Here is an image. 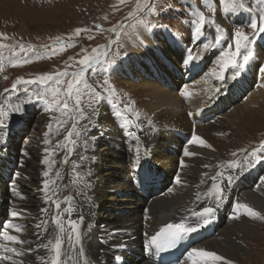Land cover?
<instances>
[{
  "label": "bare ground",
  "instance_id": "bare-ground-1",
  "mask_svg": "<svg viewBox=\"0 0 264 264\" xmlns=\"http://www.w3.org/2000/svg\"><path fill=\"white\" fill-rule=\"evenodd\" d=\"M239 17L247 20L249 15L243 13ZM139 34L143 38L138 40L134 38V41L138 46L137 51L141 54L144 62L140 64V71L130 77L129 87L131 90L143 89L148 91L147 95L150 97L151 102L154 103L149 110L151 113L156 111L155 115L153 114L154 118L151 124L158 128L159 131L156 133L148 132L149 134H154L151 136L153 138L152 141L155 140V137L158 140L157 145L154 146L152 151L153 161L158 164L159 168L161 167L166 170L175 166V156L169 154L168 148H166L168 144L170 146L171 144L178 145L179 143L178 137L170 131L172 128L193 131L195 136L201 137L212 147L200 146L199 144L185 146L189 152L196 154L181 157V161L184 162V166L181 167L180 164L178 171V175L182 177L181 183L171 187V191H168L166 194L152 199L148 204V208L144 211L146 218L143 219L141 212H143L142 203L144 200L140 198L130 181L131 162L129 163L126 160L125 155L119 149L110 145L114 143L121 146V143L116 142L121 137L113 125V119L111 118L107 104L105 101H102V104L97 109L98 118L91 126L93 132L88 134V143L78 150L75 157L73 156L75 162L79 163L78 170H81V178L79 180L85 182L82 189L83 195H78L72 201L73 206L76 208L73 218H76L78 213H82L85 216L82 229L85 233L84 246L86 255L97 264H101L100 259L108 260L110 258L107 252L112 249V244L121 242L116 239L114 234L116 230L128 229L132 231L136 230V232L143 230L149 235L160 224L172 221L171 218H176V215L182 211H197L199 208H196L198 201L196 193H201L208 188L211 184L210 177L215 175L217 171H223L225 176L230 172L235 175L239 174L237 171H228L226 168V163L228 162L227 154L236 152L234 151V142L231 140L229 134H233L236 132L235 130L239 129L237 122L241 123L245 116L243 110H241L242 106L246 108L247 112H251L250 107L257 106L261 109V103H264V84L262 79L256 78V76L253 77L248 72L253 65L248 64L242 70L240 80L245 83L251 80V83L249 84L250 90L241 94L243 89L239 87L240 82L230 79V75L226 77V84L224 82L219 83L217 80L212 81L208 76H203L207 60L213 56L209 52L196 55L199 59L194 60L192 64L188 65L191 68V71H188L182 62L183 57L186 58L188 53L181 50V46L174 42L173 37H170L172 38L170 41L174 42L175 46L173 50H177L179 54H174L167 50L165 44L162 46L157 45L144 30L139 31ZM196 39V42H199V46H201L204 40L201 37H197ZM253 41L249 47L253 52L261 54V57L264 59V41L258 39V37L254 38ZM229 43L233 45L230 37L226 36L221 42L222 51L220 54L228 50ZM145 44L150 46L149 50ZM232 50L234 51L235 47H232ZM217 55L218 53L213 57ZM177 64H179V71L175 67ZM196 72L198 78H196ZM254 82L255 84L252 85ZM138 83L146 85L136 88ZM218 88L221 91L217 93L216 89ZM185 90L188 94L182 95ZM240 97H243V99L241 100ZM240 100L242 102L241 107L232 106L231 113H223L225 111L223 110L208 123L198 125L190 123L188 120L187 116L189 114L197 115L198 109L201 106H217V108L222 110L230 107V102ZM46 113L42 109L41 115L43 116ZM25 115L23 114L20 119ZM169 128L171 129L168 130ZM49 133L50 135L45 136V140L47 139L50 142L49 146L43 143V147L41 146L44 149H48L49 163H43L45 153L42 148L40 149V151H43L41 162L35 163L38 166V172L51 168L52 172H50L48 179L55 181V184H50V188L53 189L62 178L60 176L57 177V167L54 166L56 162L53 163L59 153V147H54L53 145L56 132ZM92 137H95V139H92ZM39 152L37 153L38 156H40ZM82 156L88 157V159L81 161L80 158ZM20 166L19 163L15 168L12 166L8 177L11 181H17L16 187L21 195L14 197L9 190L10 188L7 187H10L11 181L6 184L3 182L4 185L0 187V201L2 205H8L9 208L21 211L22 214L17 218H13L11 215L3 218L2 224L4 226L9 220H12L14 223L25 222L26 225L20 232H16L13 229H10L9 232L10 234L18 235L21 239L31 241V243L22 245L9 243L7 249H11L15 245L22 250L21 252L26 253L24 256L12 254L15 261L23 260L24 264H43L40 257L49 256L50 254L43 249H37L36 245L41 242H47L49 234L53 231L52 219L56 213V209L51 202H45L44 200L45 196L41 190L42 181L45 179L43 173L31 174ZM15 172H20L21 177H16ZM89 172L92 173L91 176L88 175ZM205 173L208 175L205 176ZM261 178H264V173H262ZM201 181H205V183H201ZM89 184L91 187L88 186ZM112 189H116L117 191L113 193ZM24 193L28 195L27 200L17 202V199L21 198ZM33 194L41 202V205L39 202L36 204L35 200H32ZM89 197L92 198L91 204H89ZM237 198L239 203H246L255 211L264 215V180L261 179L253 190L243 189L237 195ZM27 204H32V206L28 208ZM45 208L49 210L42 211ZM63 208L64 206H61V210ZM89 209L94 213L91 216L89 215ZM233 216L234 214L219 228L214 236L201 240L196 246L204 248L207 251H214L218 255L225 257L226 261L232 262L239 257V250L243 249L244 243L248 239L251 240L253 238V241L264 239V219L249 216L243 210H241L238 218H233ZM64 218L66 220L67 216ZM40 219H42V222L43 220L49 222L47 224V232H44L45 225ZM235 220H239L242 224L235 225L233 223ZM37 224H41V227L37 228ZM99 237L105 240L106 247H101L98 244L97 239ZM137 242L139 240L132 242V244L136 245ZM4 243L6 242L0 239V245ZM28 248H32L33 251L27 253L26 250ZM0 254H6L4 248H0ZM71 254H73L75 260V252L69 250L68 255ZM3 264H9V262H4ZM217 264H223V262H217Z\"/></svg>",
  "mask_w": 264,
  "mask_h": 264
},
{
  "label": "rangeland",
  "instance_id": "rangeland-1",
  "mask_svg": "<svg viewBox=\"0 0 264 264\" xmlns=\"http://www.w3.org/2000/svg\"><path fill=\"white\" fill-rule=\"evenodd\" d=\"M243 1L246 6H249L250 3L256 4L259 0ZM141 2L143 3L144 0H141ZM136 3L137 0H123V2L122 0H0V34H2L0 35V45H4V47H0V106L6 107L7 104L19 103L18 97L21 99L25 98V88L30 91H40L42 88L52 86V82L46 86L21 84L18 86V90L13 91L11 90V85L17 78L23 77L28 80L44 73L67 72L69 75L61 77L62 83L60 85L62 89H66L68 82L73 79L71 74L77 72L76 70L81 67L79 61L84 55H92L93 49H99L101 52L107 51L109 56L116 60V64L112 65L107 73H102L99 70V66H97L96 72L91 69L85 72V76L80 79V83L74 86L72 96L67 98L69 103L67 112L58 110L47 112L43 114L45 117L41 113L32 114L29 112L19 138L12 140V146L15 150V167L19 163L22 169L31 174H42V171L38 172L39 169L35 162H41L45 132L48 131L51 134L53 131L56 132L53 145L54 147H59V153L53 163L56 162L54 166L57 167L56 171L60 173V178H62L61 181L56 183V186L63 182L69 190L60 193L52 192L55 200L62 201L61 205L67 206V204L63 203L65 198L74 200L78 195H83L82 189L85 182L79 180L81 178V170H78L79 163L75 162L74 157L83 145L86 146L85 141L89 138L88 134H90L91 126L98 118L97 109L101 103L96 106V117L92 115V109L89 104L95 92H102L101 86L104 80L108 81V84L104 85V87L115 90L114 97L110 93L104 94L102 92L105 95L104 100L111 102H118L119 100L121 107L130 110L135 117L143 118L146 123L152 122L154 118L156 111L152 113L149 111L154 103L151 102L150 97L147 95L148 91L143 89L131 90L129 87L131 79L128 73L134 76L137 72L135 65L142 61L141 54L137 51L138 46L134 41V38L136 40L143 38L140 36L139 31L144 30L157 43L162 42L159 37L165 34L166 31L160 28H152L149 31L147 27L140 23V20H151L153 23L166 25L168 26V31L169 29L174 30L179 33L178 35L182 36H187L186 26L184 25L187 20L190 18L198 22L200 14L204 15L206 21L202 30L203 34L206 33V28H209V31L213 29V25L208 23V21L215 20L216 23L223 24V26L226 25L222 22L218 11L215 10V7L219 5V0H195L194 2L192 0H164V3L170 6L159 14L158 21L155 19L156 14L148 15L145 13L142 16L134 15L130 17L129 13L136 8ZM148 3L159 5L161 0H148ZM240 19L244 23H249L251 20L250 17L247 20ZM97 25L100 27L97 28ZM114 27L115 31H113ZM77 29L82 31L77 34ZM226 36L231 39L228 32H225L223 40ZM207 37L211 38V35L209 34ZM232 42V47H235L234 40ZM196 43L199 46V42ZM21 44L25 46L26 50L24 52H20L19 46ZM164 44L162 42V44L158 45L162 46ZM205 45L202 44L199 47ZM147 48L149 50L150 46ZM207 52L205 51L202 54ZM220 57L221 55L219 59ZM219 59L213 56L212 58L209 57L208 60L210 61L207 60L206 65ZM24 60L29 62L24 63ZM215 67V64H212L203 76H208L212 79L214 75L212 71L215 70ZM217 67L216 73L221 68L220 66ZM113 69L116 70L113 71ZM196 78H198V74ZM143 85L146 84L138 83L136 88ZM5 89H9V91L5 93ZM77 90L79 91V96H77ZM61 99H65L63 93L61 94ZM77 99L80 100L79 110H77L76 106ZM241 103V101H237L234 105L235 107H241ZM125 105L127 107H124ZM27 106L28 103L24 106L25 110L21 113H10L5 121L8 125L6 133L18 121L17 118H21L23 113L28 110ZM261 106V109L257 106L250 107L251 112H247L245 107H241L245 114V119L243 118L241 123L237 122L239 129L235 130V133L229 134L234 142V151L237 154L238 152H245L250 147L264 141L263 102ZM230 111L231 108L226 109L223 113ZM137 113L140 115L137 116ZM61 121L63 124L58 127V122ZM49 122L52 124L50 131L48 129ZM69 132H71V136H69ZM76 133H80V135L77 136ZM4 136L0 135V137ZM48 144L46 145L49 146ZM41 148L42 152L40 151ZM242 149L244 151H241ZM25 151L28 152L27 156L24 155ZM38 152L40 156L37 155ZM232 153L227 154L228 161L235 158ZM131 154L129 148L127 153L124 154L129 163L132 162ZM45 171H48L49 174L52 172L51 168H46ZM7 187L10 188L9 186ZM27 197L28 195L24 193L21 198L17 199V202L27 200ZM32 200H35L36 204L39 202L34 194ZM39 204L41 205V202ZM26 206L30 208L32 204H27ZM233 223L235 225L242 224L239 220H235ZM244 245L243 249L239 250V257L235 261L229 258L233 260L232 264H264V239L253 241V238H251Z\"/></svg>",
  "mask_w": 264,
  "mask_h": 264
},
{
  "label": "snow or ice",
  "instance_id": "snow-or-ice-1",
  "mask_svg": "<svg viewBox=\"0 0 264 264\" xmlns=\"http://www.w3.org/2000/svg\"><path fill=\"white\" fill-rule=\"evenodd\" d=\"M123 2V0H122ZM220 4L224 6L225 11H231L233 14L241 11V10H249L245 8V5L243 4L242 0H219ZM170 5H166L164 3V0H161V3L159 5H153L149 4L148 0H144L142 3L141 0H137L136 8L133 10V12L129 13V16L134 15H144L147 13L148 15L156 14L155 19L159 20V14L163 13L165 11V8ZM140 23L143 24L145 27L151 31L152 28H160L164 31H168V26L162 25L159 23H153L151 20H140ZM205 17L203 14L199 15L198 22L195 23L194 28V34L193 39L202 36L203 35V28L205 26ZM208 23H211L214 25L216 30V40L217 42H221L223 40L222 33H224V29L221 27L219 23H216L215 20L208 21ZM100 26L97 25V28ZM249 27L252 29L251 36L247 34L243 28H236L235 32L231 34V39L234 40V46L235 50H232V44H228V50L223 51L219 60V63L221 64L220 72L216 73L215 70H213V74L216 76L218 80L221 82H224L226 84V78L224 76V71L226 69H230L234 72V75L230 77L232 80H237L238 77L241 76L242 70L245 69V66L249 64V61L253 59L254 53L252 49L249 47L250 44H252L254 41L252 37L256 36L258 33L264 34V15L260 16L259 23L256 20H252ZM115 27L113 28V31H115ZM82 30L77 29L76 32L79 34ZM2 35V34H0ZM59 39V38H58ZM0 47H4V45H0ZM20 52H24L25 46L21 44L20 46ZM103 47V46H102ZM30 50V49H29ZM92 55H84L83 58L79 61L81 67L78 72L72 73L73 79L68 82L67 88L62 89L60 87L62 80L61 77H65L69 75L67 72H57V73H44L42 75L36 76L34 79H28L25 80L23 77L17 78V80L11 85V90L15 91L18 90V86L21 84H39L41 86L49 85L50 82H52V86L42 88L40 91H30L27 88L24 89L25 98L19 99V103L17 104H7V106H0V135H6V129L8 128V125L6 124V119L9 117L10 113H21L23 112L24 106L31 102L33 99L39 100L43 102L45 105V112H52V111H60V112H67L69 109V103L68 99L72 96L74 86L78 85L80 83V79L85 76V72L89 69H91L93 72L97 71V66H99V70L102 73H107L108 70L112 67V65L116 64V60L111 58L109 56V53L107 51L101 52L99 49H93ZM187 56L186 58L183 57L182 62L184 63L185 67L188 71H191V68L188 67V65L192 64L194 60L199 59L197 56L192 55V50H187ZM24 63H28V60H24ZM176 70H180L179 64L176 66ZM258 71L260 73H264V66H257ZM116 69H113L115 71ZM108 81L104 80L103 85L101 86L102 92L104 94H111L112 97L115 96V90L111 89L109 87H104V85H107ZM221 89H216V92L218 93ZM9 89H5V93H7ZM101 91L95 92V95L93 96L92 101L89 104V107L92 109V115L95 116L97 114L96 106L99 105L104 99L105 95L102 94ZM63 93V96L65 99H61V94ZM187 91L185 90L182 95H187ZM50 96V98H49ZM77 96H79V91L77 90ZM79 104L80 100H76V106L77 110H79ZM120 105L114 104L113 108L115 111L113 112V115L116 117H122L123 113L120 110ZM124 107H127L125 105ZM140 114L137 113V116ZM124 123H129V120L127 118L124 119ZM151 121H149V124L151 125ZM63 122H58V127L62 126ZM52 124L49 122L48 129L51 130ZM75 127V125H73ZM159 129L156 127L151 128L152 133L158 132ZM49 132H45V136H48ZM77 136L80 135V133H76ZM135 135V134H134ZM69 136H71V132H69ZM147 138L151 139V134L146 133ZM67 139V137H66ZM92 139H95V137H92ZM136 140V148H135V156H134V162L132 163V168L134 170H137L141 167L142 162V156H141V149H144V156H147L148 150L147 147L144 145V143L141 141L139 136H135ZM49 141L46 139L44 140V144H48ZM88 141H85V144H87ZM190 145H196L199 144L200 146H206L211 148L212 145L207 144L205 140H203L199 136H193L191 140L188 141ZM241 151H244L243 149ZM45 158L43 163L48 164V149H44ZM196 153L189 152L187 148L184 150V155L192 156ZM24 155L27 156L28 152L25 151ZM233 156H236L237 153L233 152ZM254 160L256 163H259L262 159H264V156L256 155V152L253 151L252 153ZM81 161H84L88 159V157L82 156ZM228 167L229 168H236L237 164L236 161H229ZM181 167L184 166V162H180ZM248 167H251L253 165L249 164ZM207 167V165H205ZM57 177L60 176V173H56ZM89 176L92 175L91 172L88 173ZM205 176L208 174L205 173ZM15 176L20 178L21 173L15 172ZM43 177L45 178L42 181V191L45 196V202H51L52 205L56 209V213L53 216L52 224H53V231L49 234V237L47 238V242H41L36 245L37 249H43L45 252L49 253V256H41L40 259L43 262V264H66L63 257L67 256L69 253V250L75 252V260L77 261V264H90V260L86 255V250L84 246L85 241V233L82 229V225L85 221V216L82 213H78L76 218H73V213L76 212V208L70 203L71 198H65L63 203L67 204L66 207H64L61 210V203L60 200H53L52 197L49 195L50 191H59L61 190L58 186L55 189L50 188V184H55V181H50L48 179L49 172L44 171ZM240 177L238 175H235L233 173H229L225 176V173L223 171H217L215 175H212L210 177L211 180V187L204 193L205 196H208L212 198V204L208 206H202L200 210L198 211H192L191 217L195 218L192 224H186L184 220L180 223L175 224H166L164 227H161L159 231H157L153 235H148L145 233L146 242L150 247H155L157 253L164 252L168 249L176 248L182 241L185 239H189L192 234L197 233L201 228L205 227L206 225L210 224L212 222V218L216 211L218 210L220 201L223 199L226 188L228 185H231L235 180H238ZM135 181V177L133 178ZM264 180V178H261ZM176 183H181L182 177L180 175H177L175 177ZM201 183H205V181H201ZM17 181L12 180L10 185V192L14 197H19L21 193L17 190ZM223 185V186H222ZM91 187V185H88ZM113 193H115L117 190L112 189ZM171 191V189H169ZM201 194L200 192L196 193V199L200 200ZM92 198L89 197V204H91ZM49 209L45 208L42 209V211H48ZM243 210L247 215L264 219V215H261V213L255 211L252 207H250L246 203H239L237 202L234 206V216L233 218H238V214L240 211ZM22 214L21 211L12 210L10 215L13 218H17ZM91 209H89V215H93ZM65 216H67V219L65 220ZM44 227V232H47V221L42 222ZM22 225L19 223H14L12 220H9L6 222V224L3 226L2 229H0V239L5 241L6 243L0 245V248H8V244H30L31 241L21 239L18 235L10 234L9 230L13 229L16 232H20L22 229ZM37 228L41 227V224L36 225ZM113 247L119 248V249H125L128 247V245L124 242H120ZM9 251L13 253H17V249L15 247L8 249ZM32 248H28L26 250L27 253L32 252ZM25 252H19L17 255L24 256ZM69 259H72L71 256H69ZM116 260H120L121 256L117 255L115 257ZM188 259L191 261V264H217V262H223V264H231V261H226L225 257L218 255L214 251H207L204 248H191V251L188 252ZM0 260L7 261L9 264H16V261L13 259L12 256H9L7 254L0 256ZM20 264H24V261L22 260ZM179 264V262H177ZM187 264V262H185Z\"/></svg>",
  "mask_w": 264,
  "mask_h": 264
}]
</instances>
